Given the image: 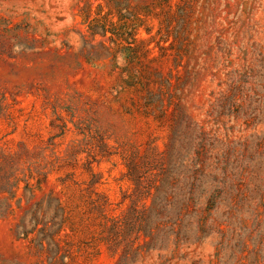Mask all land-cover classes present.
Returning a JSON list of instances; mask_svg holds the SVG:
<instances>
[{
  "label": "rangeland",
  "instance_id": "1",
  "mask_svg": "<svg viewBox=\"0 0 264 264\" xmlns=\"http://www.w3.org/2000/svg\"><path fill=\"white\" fill-rule=\"evenodd\" d=\"M186 129L239 179L177 216ZM0 264H264V0H0Z\"/></svg>",
  "mask_w": 264,
  "mask_h": 264
},
{
  "label": "trees",
  "instance_id": "2",
  "mask_svg": "<svg viewBox=\"0 0 264 264\" xmlns=\"http://www.w3.org/2000/svg\"><path fill=\"white\" fill-rule=\"evenodd\" d=\"M186 131L187 137L184 142L179 140V133H176V130L173 132L170 142L171 149L161 156L162 163L159 164L161 166L159 171L154 173L153 178L147 180L148 183H154V185L158 183L155 194L152 196V204L157 203V207H161L165 213L171 212L177 216L203 211L197 206L207 192L209 195L206 197L208 204L206 210L222 201L229 200L230 202L233 195L229 190L235 186L234 180L239 179L236 176L237 161H229V152L207 155L205 150H195L191 146L188 129ZM177 142H179L178 146ZM132 171H137V169L128 166V179L135 181ZM141 177L142 175L137 178L136 175V181H141ZM209 183H211L209 186L204 187ZM166 188H174L177 191L167 192ZM169 196L172 200H169ZM151 211L155 210L151 209Z\"/></svg>",
  "mask_w": 264,
  "mask_h": 264
}]
</instances>
